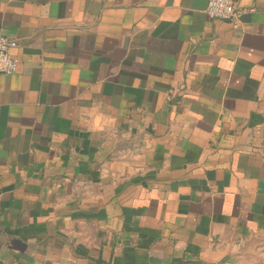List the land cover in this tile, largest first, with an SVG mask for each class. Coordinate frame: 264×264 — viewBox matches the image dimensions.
Wrapping results in <instances>:
<instances>
[{
    "label": "crops",
    "instance_id": "0c3cea01",
    "mask_svg": "<svg viewBox=\"0 0 264 264\" xmlns=\"http://www.w3.org/2000/svg\"><path fill=\"white\" fill-rule=\"evenodd\" d=\"M0 0V264H264V0Z\"/></svg>",
    "mask_w": 264,
    "mask_h": 264
},
{
    "label": "built area",
    "instance_id": "2783aa9c",
    "mask_svg": "<svg viewBox=\"0 0 264 264\" xmlns=\"http://www.w3.org/2000/svg\"><path fill=\"white\" fill-rule=\"evenodd\" d=\"M204 13L210 19L237 23L242 10L235 0H208ZM16 46L14 40L0 35V74L9 76L16 71L17 60L10 55V51Z\"/></svg>",
    "mask_w": 264,
    "mask_h": 264
}]
</instances>
